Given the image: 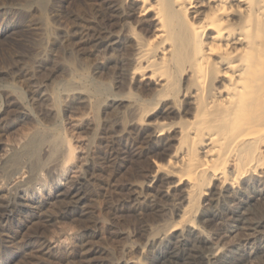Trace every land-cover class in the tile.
I'll return each mask as SVG.
<instances>
[{"label": "bare ground", "instance_id": "obj_1", "mask_svg": "<svg viewBox=\"0 0 264 264\" xmlns=\"http://www.w3.org/2000/svg\"><path fill=\"white\" fill-rule=\"evenodd\" d=\"M103 1L98 16L114 19L116 4ZM135 1L156 26L154 31L149 29L153 33L148 38L130 29L136 49L131 75L147 84L161 83L164 91L151 102L131 101L135 110L132 123L150 127V138L163 139L172 133V143L168 160L155 163V173L143 186L146 189L159 177H167L158 189L164 201L144 196L147 206L163 212V217L158 229L147 225L149 233L140 247L141 256H127L124 263L146 264L148 259L161 264L245 263L264 254V210L256 208L264 201V0ZM105 28L106 23L102 31ZM102 31L97 33V45L106 41L104 36L107 41L112 39ZM177 77L183 82L180 96L171 88ZM68 95L66 91L61 96ZM157 116L159 119H154ZM73 151L68 143L66 156H73ZM18 157L13 159L14 165L21 162ZM25 161L18 164L27 166ZM57 166L49 165L48 173L55 174ZM1 176L0 186L4 187L7 181ZM37 180L28 178L13 186L15 192L0 198V221L6 224L0 232L14 225L29 229L23 243L39 242L33 261L43 264L57 249L47 239L51 222L77 219L83 196L73 184L55 213L45 212L42 205L46 201H35L31 195L18 202L17 192L32 190ZM59 195L57 189L55 196ZM127 197L130 210H136L140 199ZM18 206L23 209L17 210ZM85 213L78 219L85 220ZM89 223L86 220L78 242L71 248L74 257L70 261L102 264L103 252L94 241V227ZM251 242L259 246L250 249ZM133 246L124 250L131 253ZM235 248L238 252L233 257L230 253Z\"/></svg>", "mask_w": 264, "mask_h": 264}, {"label": "rangeland", "instance_id": "obj_2", "mask_svg": "<svg viewBox=\"0 0 264 264\" xmlns=\"http://www.w3.org/2000/svg\"><path fill=\"white\" fill-rule=\"evenodd\" d=\"M103 2L0 0V169L4 171L0 170V176L7 181L0 186V198L15 192L18 183L38 178L32 190L17 192L18 202L31 195L35 201H46L42 205L45 212L55 213L65 203L61 201L64 193L75 184L83 196L78 215L86 212L85 220L77 215L75 220L69 217L51 222L47 239L58 250L48 254L43 264H77L70 261L74 257L71 248L86 220L94 227L90 232L105 255L100 254L102 264H125L127 256H141L140 247L149 233L147 225L158 229L164 214L147 206L144 196L164 201L158 189L167 177H159L146 189L143 186L155 173V163L168 160L172 133L163 139L150 138V127L132 123L135 110L131 103L151 102L164 91L161 83L147 84L131 75L136 49L129 31L148 38L156 25L151 16L143 15L135 0H112L117 17L103 20L98 16ZM105 23L110 28L102 31ZM99 30L112 39L107 41L101 32L106 41L97 45ZM174 81L171 88L180 96L183 82L179 77ZM66 91L69 95L62 98ZM68 143L74 149L72 158L66 156ZM17 156L21 162L25 159L27 166L19 161L14 165ZM51 164L58 165L55 174L48 173ZM57 189L59 197L55 196ZM127 196L140 199L136 210H130ZM256 206L263 211L264 201ZM21 209L23 206H18L17 210ZM5 225V220L0 221V231ZM25 229L14 225L0 232V264H35L39 242L24 244L22 239L29 230ZM131 245L128 255L124 249ZM256 246L248 244L250 249ZM237 252L235 248L230 254L234 257ZM146 264L161 263L148 259ZM242 264H264V254Z\"/></svg>", "mask_w": 264, "mask_h": 264}]
</instances>
